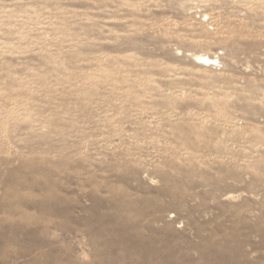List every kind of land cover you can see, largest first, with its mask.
<instances>
[{"label":"rangeland","instance_id":"rangeland-1","mask_svg":"<svg viewBox=\"0 0 264 264\" xmlns=\"http://www.w3.org/2000/svg\"><path fill=\"white\" fill-rule=\"evenodd\" d=\"M0 264H264V0H0Z\"/></svg>","mask_w":264,"mask_h":264},{"label":"bare ground","instance_id":"bare-ground-1","mask_svg":"<svg viewBox=\"0 0 264 264\" xmlns=\"http://www.w3.org/2000/svg\"><path fill=\"white\" fill-rule=\"evenodd\" d=\"M194 59V58H193ZM195 59H196V62L199 64V65H206V66H209V65H214L215 62V59L213 58H210V56L208 57L207 55L205 54H197L195 55Z\"/></svg>","mask_w":264,"mask_h":264}]
</instances>
